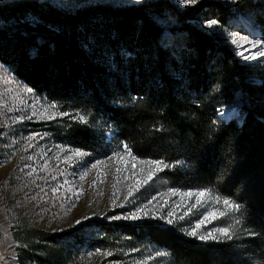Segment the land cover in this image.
Wrapping results in <instances>:
<instances>
[{"label":"trees","instance_id":"obj_1","mask_svg":"<svg viewBox=\"0 0 264 264\" xmlns=\"http://www.w3.org/2000/svg\"><path fill=\"white\" fill-rule=\"evenodd\" d=\"M238 14L253 16L264 39V5L253 0L71 12L37 1L0 6V62L54 106L57 117L40 125L52 138L96 159L126 149L164 167V189L207 191L239 210L231 236L219 242L154 221L25 229V238L14 235L21 264H62L71 241L86 252H150L164 264H264V68L196 25L225 27ZM168 18L178 24L170 29L179 37L174 50L157 22ZM238 93L247 106L242 120L220 119Z\"/></svg>","mask_w":264,"mask_h":264},{"label":"rangeland","instance_id":"obj_2","mask_svg":"<svg viewBox=\"0 0 264 264\" xmlns=\"http://www.w3.org/2000/svg\"><path fill=\"white\" fill-rule=\"evenodd\" d=\"M21 1L47 3L71 12L85 6H130L158 0H0V6ZM169 1L184 9L202 2L233 8L241 0ZM253 1L264 5V0ZM157 22L165 30L163 44L176 49L179 37L170 29L176 28L177 22L172 18ZM196 25L231 48L240 60L264 68L263 30L253 16L238 14L225 27L215 21ZM253 29L261 36H254ZM238 104L235 118L241 121L247 107L244 100L239 98L229 106ZM56 117L53 105L41 100L0 62V264H21L18 254L22 244L16 233L30 228L70 232L92 220L154 221L178 227L184 236L202 243L231 236L234 219L239 216L232 203L207 191L164 189L159 178L164 167L135 158L126 149L96 159L64 146L40 127ZM66 249L71 259L62 260V264H164L150 252L124 248H118L117 253L86 252L71 241ZM24 264L36 263L26 260Z\"/></svg>","mask_w":264,"mask_h":264},{"label":"water","instance_id":"obj_3","mask_svg":"<svg viewBox=\"0 0 264 264\" xmlns=\"http://www.w3.org/2000/svg\"><path fill=\"white\" fill-rule=\"evenodd\" d=\"M246 26V25H245ZM256 30V29H255ZM257 31V30H256ZM253 35L254 36H258L260 37L261 34L259 31L257 32H253ZM255 59H258L259 58H255ZM244 63H251V62H254V61H243ZM241 96V93H238L237 96H236V99H239ZM241 104H238V105H233V106H226L222 111L219 112V117L220 119H223L225 120L226 122H229L231 120H233L235 117H236V113L238 112L237 111V108L240 106Z\"/></svg>","mask_w":264,"mask_h":264},{"label":"bare ground","instance_id":"obj_4","mask_svg":"<svg viewBox=\"0 0 264 264\" xmlns=\"http://www.w3.org/2000/svg\"><path fill=\"white\" fill-rule=\"evenodd\" d=\"M242 17V16H241ZM248 27V26H247ZM254 30V29H253ZM254 32H256V30H254ZM257 45H259V44H257ZM264 46V45H263Z\"/></svg>","mask_w":264,"mask_h":264}]
</instances>
